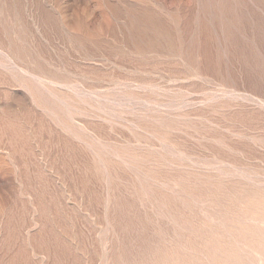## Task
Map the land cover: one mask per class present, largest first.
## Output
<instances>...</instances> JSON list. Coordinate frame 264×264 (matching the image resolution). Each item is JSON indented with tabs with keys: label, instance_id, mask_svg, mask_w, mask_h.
<instances>
[{
	"label": "rangeland",
	"instance_id": "374dc122",
	"mask_svg": "<svg viewBox=\"0 0 264 264\" xmlns=\"http://www.w3.org/2000/svg\"><path fill=\"white\" fill-rule=\"evenodd\" d=\"M0 264H264V0H0Z\"/></svg>",
	"mask_w": 264,
	"mask_h": 264
},
{
	"label": "bare ground",
	"instance_id": "6f19581e",
	"mask_svg": "<svg viewBox=\"0 0 264 264\" xmlns=\"http://www.w3.org/2000/svg\"><path fill=\"white\" fill-rule=\"evenodd\" d=\"M8 58V57H7ZM9 60V59H8ZM10 61V60H9ZM12 66V65H11ZM14 66V65H13ZM16 66V65H15ZM17 68V67H16Z\"/></svg>",
	"mask_w": 264,
	"mask_h": 264
}]
</instances>
